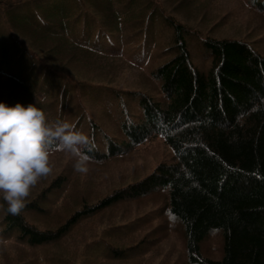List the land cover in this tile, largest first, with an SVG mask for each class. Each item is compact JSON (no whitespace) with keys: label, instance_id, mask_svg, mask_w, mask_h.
Listing matches in <instances>:
<instances>
[{"label":"trees","instance_id":"trees-1","mask_svg":"<svg viewBox=\"0 0 264 264\" xmlns=\"http://www.w3.org/2000/svg\"><path fill=\"white\" fill-rule=\"evenodd\" d=\"M171 1L0 0V81L10 85L0 90V101L35 103L48 124L66 122L88 136L81 150L89 170L131 157L156 139L175 158L93 202L87 195L93 188L84 186L96 176L74 171L77 157L53 145L49 158L67 156L56 174L51 164L48 184L21 213H7L0 199V243L45 255L84 220L161 190L183 226L190 264H264V56L245 40L185 24L181 13L202 0H178L173 8ZM250 1L264 13V0ZM81 53L128 62L153 88H123L103 73L102 81L81 79L72 69L82 65ZM66 193L75 200L64 222L54 229L31 222L29 216L47 215ZM144 219L148 224L151 213ZM212 233L223 242L220 260L201 253ZM144 245L109 244L104 258L130 262ZM94 253L85 248L76 264H91ZM61 259L50 262L67 264Z\"/></svg>","mask_w":264,"mask_h":264},{"label":"rangeland","instance_id":"rangeland-1","mask_svg":"<svg viewBox=\"0 0 264 264\" xmlns=\"http://www.w3.org/2000/svg\"><path fill=\"white\" fill-rule=\"evenodd\" d=\"M178 0L171 1L173 8ZM193 9L184 10L181 13L185 24L194 29L212 33L220 39L245 40L252 44V47L264 56V13L251 9L246 0H202ZM185 18V19H184ZM193 48L190 47V50ZM81 64L72 69L77 72L81 79L90 81H102L98 75L103 73L104 80L115 79L116 85L120 87L136 88L139 84H152L142 78L141 71L128 67L130 63L124 64L107 58L104 55H93L81 53ZM194 60L198 64V57L194 52ZM123 61V60H121ZM92 69V70H89ZM143 73V72H142ZM88 75V77H86ZM10 89V85L0 81V90ZM155 89V88H154ZM154 96L155 93H153ZM110 117V116H109ZM87 120L84 117L82 123ZM110 119H106L108 121ZM67 155L49 158L50 172L38 179L37 183L31 187L26 201L34 198L48 184L52 176L60 168V159ZM174 155L165 145L162 139H156L145 144L137 150L131 157L116 159L107 162L105 165L89 173L96 176L89 180L84 186L93 188L87 192L89 201L95 202L113 189L122 188L136 180H140L149 175L154 168L161 163L174 162ZM84 177V176H83ZM47 181V182H46ZM68 188L65 190L67 191ZM74 197L66 195L61 199L56 197L52 210L45 216L31 215V222L39 226L40 229H54L59 226L71 214ZM168 196L164 191H157L147 198L135 202L125 203L113 209L106 210L98 216L84 220L57 246L48 249L45 255L38 253L31 255L24 247L13 242L0 243V264H25L27 262H39L43 260L48 264L56 256L62 257L59 262L76 264V258L81 256L85 248L94 250L91 255V264H190L188 262L187 249L185 247V236L182 224L168 212ZM153 212V213H152ZM151 213V220L145 225L144 216ZM132 221L137 222V226L131 230L125 228L124 224ZM117 227L113 232L116 234L104 233L105 228ZM120 227V229H119ZM126 232L125 235H122ZM144 241L143 252L131 257L130 262L113 263L104 258L107 245H113L119 250L133 247ZM97 242H100L98 245ZM101 253V254H99ZM202 255L213 260H220L223 257V242L218 233H212L202 245ZM38 256V260L35 258ZM96 257V259H95Z\"/></svg>","mask_w":264,"mask_h":264},{"label":"clouds","instance_id":"clouds-1","mask_svg":"<svg viewBox=\"0 0 264 264\" xmlns=\"http://www.w3.org/2000/svg\"><path fill=\"white\" fill-rule=\"evenodd\" d=\"M90 138L66 122L48 124L35 103L8 105L0 101V199L6 212L18 215L38 179L50 172L49 149L71 152L77 157L74 171H87L89 157L81 146Z\"/></svg>","mask_w":264,"mask_h":264}]
</instances>
